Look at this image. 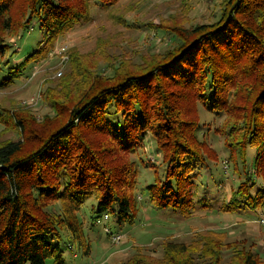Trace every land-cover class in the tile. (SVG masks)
Masks as SVG:
<instances>
[{"label":"trees","instance_id":"obj_1","mask_svg":"<svg viewBox=\"0 0 264 264\" xmlns=\"http://www.w3.org/2000/svg\"><path fill=\"white\" fill-rule=\"evenodd\" d=\"M119 1L0 0V89L29 78L63 35L90 22L92 4ZM36 25L37 49L21 60L12 39ZM161 30L170 40L164 53L121 60L109 76L97 73L96 54L71 56L62 89L49 101L52 114L39 126L0 108V125L12 120L18 136L0 145V264H67L66 252L76 251L89 257L81 217L88 202L93 223L108 216L119 226L135 221L138 190L153 208L185 217L196 203L208 207L199 200L200 170L217 155L200 110L221 119L213 132L232 173L244 174L221 210L264 215V0H221L218 20L189 28L163 22ZM149 142L162 171L148 165ZM142 170L152 181L139 189ZM228 238L196 231L188 242H163L161 257L135 247L122 264H223L226 256L227 264H262L254 242Z\"/></svg>","mask_w":264,"mask_h":264},{"label":"rangeland","instance_id":"obj_2","mask_svg":"<svg viewBox=\"0 0 264 264\" xmlns=\"http://www.w3.org/2000/svg\"><path fill=\"white\" fill-rule=\"evenodd\" d=\"M220 3L221 0H120L114 6L94 3L90 22H83L63 35L46 59L31 66L29 78L17 81L10 88L0 89V108L19 113L22 118L30 119L39 126L46 116L52 114L49 101L62 89L61 79L71 68V56L78 54L90 58L96 54L94 57L99 62L97 73L112 75L111 66L118 65L121 60L140 63L169 48V37L161 30L163 22L171 25L179 22L187 28L211 23L219 19ZM186 6H189L190 11L183 16ZM183 17H187L188 21ZM41 34L40 27L36 25L33 31L20 40L13 38L15 56L24 60L33 53ZM15 61L18 63L17 59ZM32 99L34 102H30ZM199 116L200 121L213 128V131L214 127L221 124V119L203 110H200ZM12 125V120L8 118L7 122L0 125V145L18 139L16 132L11 129ZM213 131L206 142L217 155V161H209V168L200 170L203 175L199 179L202 186L198 192L199 200L208 207L201 209L200 204L196 203L192 216L185 217L170 209L153 208L138 190L139 210L135 221L119 226L116 218L112 217L103 220L102 224L93 223L90 211L94 202H88L81 217L92 244L91 255L84 257L81 251L66 252V263L122 264L132 256L135 247L145 248L147 252L153 251L157 257H161L163 242H188L196 231L214 230L226 232L229 241L254 242L264 264V227L256 222L260 214L249 210H221L224 203L230 200L232 191L244 179V174L239 178L232 173L231 165L228 164L229 152L222 137ZM153 149L154 146L149 142L145 158L149 160L150 167L162 171V161L152 155ZM254 156L255 151L251 149L248 158V170L251 172ZM140 179L142 185L139 189L152 181L147 170L141 171ZM105 228L121 236L122 240L113 243ZM229 258L224 257L223 264H227ZM47 264L54 263L48 261Z\"/></svg>","mask_w":264,"mask_h":264},{"label":"built area","instance_id":"obj_3","mask_svg":"<svg viewBox=\"0 0 264 264\" xmlns=\"http://www.w3.org/2000/svg\"><path fill=\"white\" fill-rule=\"evenodd\" d=\"M31 102H34V100L32 99ZM107 219L108 216H105L102 220L97 221V224H102L103 220ZM256 222H258L261 226L264 227V215H261ZM105 232L110 235L113 243H119L122 240L121 236L112 234V232L108 228H105Z\"/></svg>","mask_w":264,"mask_h":264}]
</instances>
